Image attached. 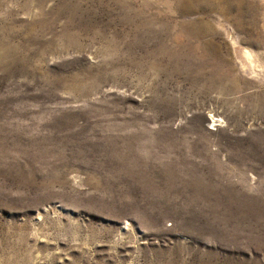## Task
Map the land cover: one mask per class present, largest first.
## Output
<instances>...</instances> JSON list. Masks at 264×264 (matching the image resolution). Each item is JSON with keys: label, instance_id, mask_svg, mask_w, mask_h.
Returning a JSON list of instances; mask_svg holds the SVG:
<instances>
[{"label": "rangeland", "instance_id": "1", "mask_svg": "<svg viewBox=\"0 0 264 264\" xmlns=\"http://www.w3.org/2000/svg\"><path fill=\"white\" fill-rule=\"evenodd\" d=\"M0 264H264V0H0Z\"/></svg>", "mask_w": 264, "mask_h": 264}, {"label": "bare ground", "instance_id": "2", "mask_svg": "<svg viewBox=\"0 0 264 264\" xmlns=\"http://www.w3.org/2000/svg\"><path fill=\"white\" fill-rule=\"evenodd\" d=\"M245 55H246L247 57L251 58L253 54H252V52L247 51Z\"/></svg>", "mask_w": 264, "mask_h": 264}]
</instances>
